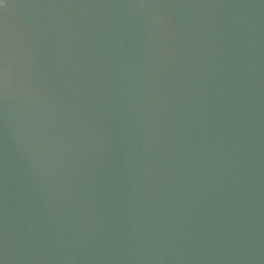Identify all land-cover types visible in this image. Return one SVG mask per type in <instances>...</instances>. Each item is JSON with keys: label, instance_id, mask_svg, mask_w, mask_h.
<instances>
[{"label": "water", "instance_id": "water-1", "mask_svg": "<svg viewBox=\"0 0 264 264\" xmlns=\"http://www.w3.org/2000/svg\"><path fill=\"white\" fill-rule=\"evenodd\" d=\"M0 264H264V0H0Z\"/></svg>", "mask_w": 264, "mask_h": 264}]
</instances>
